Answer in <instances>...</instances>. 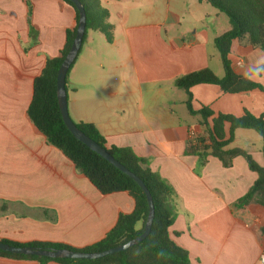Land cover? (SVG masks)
Here are the masks:
<instances>
[{
  "label": "crops",
  "instance_id": "1",
  "mask_svg": "<svg viewBox=\"0 0 264 264\" xmlns=\"http://www.w3.org/2000/svg\"><path fill=\"white\" fill-rule=\"evenodd\" d=\"M98 5L108 11L112 41L100 32L106 43H96L99 31H88L67 78L69 108L78 122L94 123L109 145L148 159L173 186L177 215L170 234L195 264H264V208H234L258 175L242 156L225 167L209 151L204 163L188 152L198 138L210 144L208 127L189 112L187 92L176 84L207 68L224 76L215 39L230 30V21L206 0H98ZM74 24L75 11L63 0H0V239L84 248L100 241L120 213L135 208L126 192L97 190L27 117L36 76L59 54ZM110 50L119 53L122 65L118 60L108 65ZM230 59L237 74L264 88V73H255L264 51L234 40ZM190 91L194 111L264 115V91L258 88L225 93L204 83ZM230 129L226 122L225 139ZM262 147L255 130L237 128L227 149H243L264 165ZM0 264L41 263L0 257Z\"/></svg>",
  "mask_w": 264,
  "mask_h": 264
},
{
  "label": "trees",
  "instance_id": "2",
  "mask_svg": "<svg viewBox=\"0 0 264 264\" xmlns=\"http://www.w3.org/2000/svg\"><path fill=\"white\" fill-rule=\"evenodd\" d=\"M63 1L74 9L75 24L72 28L67 29L66 43L59 54L53 58H48L40 74L36 76L34 94L27 110V117L35 129L45 137L47 143L61 150L97 190L104 195L126 192L133 198L135 208L130 213H120L114 227L100 241L84 248H76L59 242L33 241L19 243L5 239H0V241L14 246L99 252L123 245L141 235L145 228L149 207L146 195L136 181L79 141L63 121L57 97V74L73 44L79 23V12L74 3L70 0ZM206 1L228 17L231 28L215 39V45L221 55L225 72L223 77L216 76L211 69L207 68L190 73L176 82L178 87L187 92L189 112L199 114L208 127L210 144L206 145L204 138H198L191 143L188 152L198 154L201 163H204L209 151L211 155L219 158L225 167H230L233 158L237 156L245 158L249 168L256 172L258 177L247 193L236 201L234 208H248L251 210H254L257 206L264 208V165H259L252 155L243 149H227V146L235 138V130L237 128H247L255 130L262 137V152L264 155V115L255 116L249 111H245L240 117L222 113L215 115L208 108L194 111L190 91L192 86L204 83L218 85L225 93H239L256 88L264 91L263 86L259 83L252 81L249 77L237 74L230 59L234 40H246L253 48L264 51V0ZM81 2L85 6L87 15L83 43L89 30L103 33L107 41L111 42L112 26L107 22L108 11L99 7L98 0H81ZM75 61L68 71L67 78ZM255 73H264V63L255 70ZM209 118H212V126L209 124ZM226 122L231 125L228 139H225L224 132ZM76 125L144 181L155 205V217L150 234L141 243L129 249L99 259H53L12 254L1 249L0 257L36 260L41 264L50 261L60 264H195L188 251L179 246L170 234V227L177 215L175 205L177 195L173 186L151 169L148 159L139 157L131 148L109 145L106 137L94 123L81 121L77 122ZM261 233L264 237V227L261 228ZM175 235L178 236L179 233Z\"/></svg>",
  "mask_w": 264,
  "mask_h": 264
},
{
  "label": "water",
  "instance_id": "3",
  "mask_svg": "<svg viewBox=\"0 0 264 264\" xmlns=\"http://www.w3.org/2000/svg\"><path fill=\"white\" fill-rule=\"evenodd\" d=\"M76 6L79 12V23L76 31L75 39L73 44L63 60L57 74V97L58 104L60 107L61 115L66 127L69 131L82 143L88 146L91 150L95 151L102 157H104L107 161H109L116 168L121 170L123 173L130 176L136 183L143 189L149 207V213L147 217V221L145 224L144 231L138 237L128 241L123 245H119L104 251L99 252H82V251H73L68 249H41V248H33L28 246H14L0 241V249L18 255L25 256H37V257H48V258H68V259H99L108 255H112L126 249L131 248L132 246L141 243L151 232L153 220L155 217V205L153 201V197L145 185L144 181L136 175L134 172L130 171L125 165L120 163L113 155H111L107 149L102 147L95 140L86 135L81 129L78 128L76 123L70 116L69 113V105H68V94L66 89V78L68 71L71 65L74 63L78 53L81 49L83 43V37L86 32V10L84 4L81 0H70Z\"/></svg>",
  "mask_w": 264,
  "mask_h": 264
},
{
  "label": "rangeland",
  "instance_id": "4",
  "mask_svg": "<svg viewBox=\"0 0 264 264\" xmlns=\"http://www.w3.org/2000/svg\"><path fill=\"white\" fill-rule=\"evenodd\" d=\"M222 15H223V17H225V19H227V21H229V19H228V17L226 15H224V14H222ZM94 33L99 39L96 43H101V44H105L106 43L105 42V38L100 34V32H94ZM107 55H108V61H109L108 65L109 66H112L114 64V62H116L117 60H118L117 61L118 64H120V65L123 64L122 57L119 55V53L116 50H110ZM110 69L111 68H107V70H110ZM69 96L70 97L72 96L70 91H69ZM69 113H70V116L73 119V121L77 123L79 119L77 118V116L75 114V110L73 108H69Z\"/></svg>",
  "mask_w": 264,
  "mask_h": 264
},
{
  "label": "built area",
  "instance_id": "5",
  "mask_svg": "<svg viewBox=\"0 0 264 264\" xmlns=\"http://www.w3.org/2000/svg\"><path fill=\"white\" fill-rule=\"evenodd\" d=\"M240 66H241V63L238 64V67H240ZM263 261H264V256H263Z\"/></svg>",
  "mask_w": 264,
  "mask_h": 264
}]
</instances>
